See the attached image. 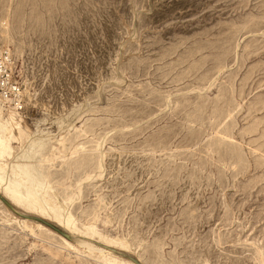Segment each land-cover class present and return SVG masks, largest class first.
<instances>
[{"label": "rangeland", "instance_id": "374dc122", "mask_svg": "<svg viewBox=\"0 0 264 264\" xmlns=\"http://www.w3.org/2000/svg\"><path fill=\"white\" fill-rule=\"evenodd\" d=\"M0 32L8 154L44 137L51 199L116 259L0 201V264H264V0H0Z\"/></svg>", "mask_w": 264, "mask_h": 264}, {"label": "bare ground", "instance_id": "6f19581e", "mask_svg": "<svg viewBox=\"0 0 264 264\" xmlns=\"http://www.w3.org/2000/svg\"><path fill=\"white\" fill-rule=\"evenodd\" d=\"M5 25L6 23H2L1 26L3 27V29H5ZM0 35H3V32H0ZM24 92L26 96L29 93L26 88ZM16 128H17V123L14 120V117L11 115V113H8L5 123L0 124V132L2 133L0 136V197L2 196L1 198H3L4 200L6 199V201L10 205L12 204L11 206L19 214H21L22 212H20L21 210L20 211L17 210L18 208L14 206L13 204L14 200L16 202H23V203L27 202L29 205L32 206V208L34 207L38 211V215L27 216L21 214L22 216L27 217V218H21L15 215L13 212H11L7 208V206L0 200L1 203L9 210V212L12 213L11 214L12 220L16 224L24 228L31 229L35 227L41 231L47 232L48 235L49 234H52L54 236L58 235L64 238V240L63 239L60 240H62L63 244L66 246L71 247L69 245V242L66 241V240H70L76 246L87 250L88 253H93V252L100 253L102 258L108 261H115L116 259L112 258V255L109 253L110 249L108 246H104V245L94 246L90 244L86 239H82V237L74 236L73 231H71L73 218L68 211L69 210L68 205L66 206L62 203L55 204L51 199L50 197L51 193L49 187L45 182V178L42 175L39 166L36 163V157L38 156L40 145L44 142L42 141L43 140L42 138L44 137H31V139H28L29 141L26 142V145L22 146L17 153H15L14 155L8 154V150H9L8 138L11 136V134L14 132ZM101 144L102 142L99 144V147H101ZM101 168L102 167L100 163V169ZM69 201L71 202V200ZM48 214L53 215L52 219L47 218L48 219L47 220L44 218ZM55 214H57V216ZM36 219L43 220L45 222L54 225L61 232L66 234L67 237H63L54 230L52 231V229L44 225L42 222L37 221ZM41 224L57 235L45 229ZM125 245L127 247V243H125ZM104 248H106L107 250H105ZM129 259L133 264L135 263L132 260H135L138 264H140L139 260L131 259V258Z\"/></svg>", "mask_w": 264, "mask_h": 264}, {"label": "built area", "instance_id": "2783aa9c", "mask_svg": "<svg viewBox=\"0 0 264 264\" xmlns=\"http://www.w3.org/2000/svg\"><path fill=\"white\" fill-rule=\"evenodd\" d=\"M9 64V59H2L0 56V100L18 111L23 107V95L22 90L13 80L12 68Z\"/></svg>", "mask_w": 264, "mask_h": 264}, {"label": "water", "instance_id": "95a60500", "mask_svg": "<svg viewBox=\"0 0 264 264\" xmlns=\"http://www.w3.org/2000/svg\"><path fill=\"white\" fill-rule=\"evenodd\" d=\"M0 200L7 206V208L13 212L15 215L21 217V218H27L25 216H22L21 214H19L16 210H14V208L6 201L4 200L3 198L0 197ZM34 219V218H33ZM37 221H40L42 222L44 225H46L47 227H49L50 229L54 230L55 232H57L58 234L62 235L63 237H67L66 234H64L63 232H61L58 228H56L54 225L48 223V222H45L43 220H39V219H36ZM135 264H138L135 260H132Z\"/></svg>", "mask_w": 264, "mask_h": 264}]
</instances>
